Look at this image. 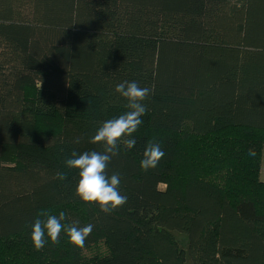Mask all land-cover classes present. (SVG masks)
Wrapping results in <instances>:
<instances>
[{
	"label": "trees",
	"instance_id": "obj_1",
	"mask_svg": "<svg viewBox=\"0 0 264 264\" xmlns=\"http://www.w3.org/2000/svg\"><path fill=\"white\" fill-rule=\"evenodd\" d=\"M124 81L152 91L108 165L127 203L105 214L65 161L103 150L90 138L128 111ZM229 133L226 168L185 148ZM149 143L165 156L144 171ZM263 145L264 0H0V264H186L175 231L192 264H264ZM60 211L94 225L85 246L62 232L36 250L34 220Z\"/></svg>",
	"mask_w": 264,
	"mask_h": 264
},
{
	"label": "clouds",
	"instance_id": "obj_2",
	"mask_svg": "<svg viewBox=\"0 0 264 264\" xmlns=\"http://www.w3.org/2000/svg\"><path fill=\"white\" fill-rule=\"evenodd\" d=\"M151 91L150 88L141 87L135 81H124L117 84L115 92L125 98L127 101L125 107L128 111L105 120L90 138V143L102 145L103 150L83 153L73 151L71 157L65 161L66 168L78 171L76 196L89 205L97 204L105 214L127 203L128 197L119 191L120 175L113 173L109 176L107 174L108 165L112 158L119 154L121 141L126 149H132L136 145L135 139L125 137H132L142 125V117L147 112L144 101ZM249 155L254 156L255 151L250 150ZM164 156L165 153L160 144L149 143L143 152V159L139 166L144 171L153 170ZM56 177L61 181L67 179L66 173L59 171ZM41 215L45 219L36 218L31 226V241L36 250L43 249L49 242L59 244L62 232L67 235L71 244L83 248L94 227L92 224L79 226L76 222L62 223L66 219L64 211H60L58 216L48 213H41Z\"/></svg>",
	"mask_w": 264,
	"mask_h": 264
},
{
	"label": "rangeland",
	"instance_id": "obj_3",
	"mask_svg": "<svg viewBox=\"0 0 264 264\" xmlns=\"http://www.w3.org/2000/svg\"><path fill=\"white\" fill-rule=\"evenodd\" d=\"M59 125H60V119H51V120H48L47 122L46 121L37 122L38 127L44 126L49 131L58 129ZM237 139L238 138H236L235 134L233 133L223 134L220 137H211L208 139H201V140L198 139L196 142L186 143L185 148L191 156L198 155L200 150H203V152L207 154V160H206L207 164H209L210 162H213V159L217 157L221 166L226 168V165L229 162L226 156L230 154L229 153L230 146L236 144ZM218 176L221 177L220 175ZM259 179L262 182H264V145L261 147V165H260V171H259ZM160 188L164 189L165 186L161 185ZM174 236L176 240L178 241L179 246L185 251L186 264H192L187 254V251H188L187 235L182 232L175 231ZM106 250L107 249L105 245L103 243H100L98 246H94L91 249L84 250V253L88 257H90L97 252L105 253Z\"/></svg>",
	"mask_w": 264,
	"mask_h": 264
}]
</instances>
